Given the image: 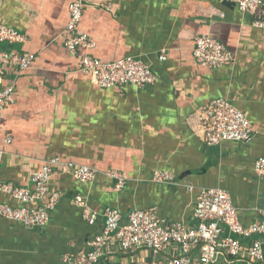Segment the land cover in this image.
I'll return each mask as SVG.
<instances>
[{
  "label": "crops",
  "instance_id": "1",
  "mask_svg": "<svg viewBox=\"0 0 264 264\" xmlns=\"http://www.w3.org/2000/svg\"><path fill=\"white\" fill-rule=\"evenodd\" d=\"M76 1L0 0V23L25 34L21 50L37 55L17 80L15 104L0 123V182L33 189L32 174L56 158L99 171L93 183L56 172L43 203L53 194L58 203L43 228L27 229L0 216V264H65L64 255L84 252L102 231L107 208L119 210L124 220L134 209L155 210L170 222L195 227L201 188L228 191L245 227L259 220L264 177L255 163L264 156V34L252 25L253 15L229 0H82L80 30L94 43L89 53L108 63L139 58L157 75L146 89H105L81 72L85 51L75 57L65 47L62 35ZM201 36L222 42L235 53V62L216 70L199 65L193 51ZM164 50L168 59L161 61ZM15 75V69L7 70L4 88ZM218 98L228 99L250 119L255 133L250 144L208 147L202 140L198 117ZM107 170L123 174L122 189L104 175ZM159 170L174 173L181 184L153 182ZM187 184L195 191L189 192ZM78 196L98 214L94 225L84 219ZM0 203L23 206L4 193ZM176 252L154 260L148 250L116 249L100 264H159ZM218 264L264 262L243 256Z\"/></svg>",
  "mask_w": 264,
  "mask_h": 264
},
{
  "label": "built area",
  "instance_id": "2",
  "mask_svg": "<svg viewBox=\"0 0 264 264\" xmlns=\"http://www.w3.org/2000/svg\"><path fill=\"white\" fill-rule=\"evenodd\" d=\"M237 3L240 11L253 15L252 25L264 34V0H229ZM85 4L78 0L70 6V20L63 32L65 47L73 56L82 55L81 72L88 75L93 84L101 88L132 85L146 89L155 85L157 75L152 65L142 59L128 57L117 62H103L89 52L94 43L89 35L80 30ZM27 36L14 28L0 23V123L4 112L15 104L16 82L31 69L37 55L24 52L22 46ZM199 65L208 69H220L233 64L235 53L222 42L208 36L197 37L193 51ZM166 50L162 51L161 61H166ZM13 68L16 75L7 88L3 87L7 70ZM198 134L208 147H217L224 142L250 144L255 136L250 119L228 99L213 100L202 111ZM10 141H8L9 143ZM4 152L0 150V169ZM70 173L82 183H93L99 171L87 165H77L59 158L47 161L41 171L31 176L33 189H22L12 183L0 182V193L8 194L23 204L13 207L0 203V216L21 224L27 229L45 227L50 221L58 203V195L53 194L43 203L49 193V185L56 172ZM256 173L264 177V156L255 163ZM108 178L116 181V188L122 189L126 179L122 173L107 170ZM152 181L159 184L178 186L181 181L169 171H156ZM189 192L195 191L192 184L185 185ZM34 201L43 204L38 208L28 205ZM76 204L84 208L83 217L94 225L98 214L93 213L82 196L76 197ZM260 219L245 227L239 217L231 194L221 188H201L194 207L195 227L184 222H170L160 217L155 210L134 209L124 220L117 209L107 208L104 213L102 231L88 241V249L77 254L63 256L65 264H100L116 252L136 253L148 250L154 260L170 251H177L159 264H218L228 258L246 256L252 263L264 262V207L258 210Z\"/></svg>",
  "mask_w": 264,
  "mask_h": 264
}]
</instances>
